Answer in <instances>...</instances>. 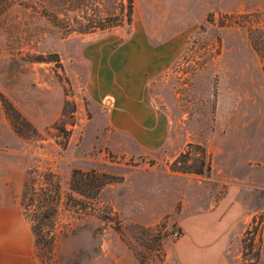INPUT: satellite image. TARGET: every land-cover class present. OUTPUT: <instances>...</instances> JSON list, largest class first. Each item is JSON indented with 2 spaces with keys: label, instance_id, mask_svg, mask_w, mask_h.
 <instances>
[{
  "label": "rangeland",
  "instance_id": "obj_1",
  "mask_svg": "<svg viewBox=\"0 0 264 264\" xmlns=\"http://www.w3.org/2000/svg\"><path fill=\"white\" fill-rule=\"evenodd\" d=\"M138 73L151 150L112 124ZM0 104V264H185L181 238L197 264H264V0H0ZM74 169L112 179L84 196ZM46 173L35 243L20 191Z\"/></svg>",
  "mask_w": 264,
  "mask_h": 264
},
{
  "label": "crops",
  "instance_id": "obj_2",
  "mask_svg": "<svg viewBox=\"0 0 264 264\" xmlns=\"http://www.w3.org/2000/svg\"><path fill=\"white\" fill-rule=\"evenodd\" d=\"M135 77H133L132 80L130 79L128 81H124L121 86L117 88L116 93L118 94L116 95V98L119 96L118 107H115V109L112 111V124L116 128H123L134 138L141 148L151 150L161 143L163 133L160 126L155 125L156 123L154 122V116L152 117L151 110L147 107L148 105L144 101V94L142 90L143 81L141 79L140 73H138ZM122 108L124 110L121 112L117 110ZM2 114V107L0 104V121L1 117H3ZM28 119L32 121L30 118ZM32 122L34 123V121ZM36 127L40 128L39 125H36ZM215 209L217 208H214L210 211H214ZM233 209L234 207L232 206L229 211H232ZM7 214L8 208L0 207V228L6 226L9 223ZM235 228L236 227H234V232ZM233 237L236 236L233 235ZM182 240L183 238L178 239L173 247V250L178 259L185 264H193L194 261L197 264V262H199L197 261V258L198 260H206V258H208L206 257V254L208 253L210 255V251L208 252L206 250H199L200 248L195 245V243L190 245L188 249L185 250L180 244ZM179 241L180 243H178ZM202 253H204V255H202ZM21 254L22 257L20 260L16 258V260L11 261L10 264H23L22 259H24L26 254L24 251H22ZM220 255L223 261H228V258H224V248L221 250ZM26 256L28 259L32 258L31 249H28ZM235 257L237 256H233V258ZM31 262L33 264L34 258L31 259Z\"/></svg>",
  "mask_w": 264,
  "mask_h": 264
},
{
  "label": "trees",
  "instance_id": "obj_3",
  "mask_svg": "<svg viewBox=\"0 0 264 264\" xmlns=\"http://www.w3.org/2000/svg\"><path fill=\"white\" fill-rule=\"evenodd\" d=\"M7 105L6 109H13L12 106ZM201 164L204 165L202 160ZM203 171L207 173L209 167L205 166L203 170L200 168L195 172L202 173ZM52 178L50 173L44 174L45 182L38 187L34 186L33 178L25 179L20 191L19 204L23 216L30 223V230L35 243L39 242V239L42 238V225L50 226L55 211L54 204L58 198V184ZM111 179H106L105 174L97 173L93 170L81 171L74 169L70 174L69 188L81 195H90L93 197L97 194L100 187Z\"/></svg>",
  "mask_w": 264,
  "mask_h": 264
}]
</instances>
